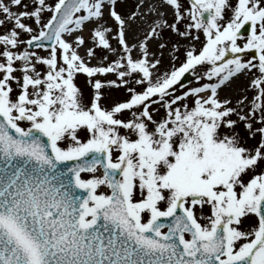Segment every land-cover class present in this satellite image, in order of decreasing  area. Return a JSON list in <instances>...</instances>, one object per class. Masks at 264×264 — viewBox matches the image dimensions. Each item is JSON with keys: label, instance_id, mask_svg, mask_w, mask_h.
Instances as JSON below:
<instances>
[{"label": "snow or ice", "instance_id": "1", "mask_svg": "<svg viewBox=\"0 0 264 264\" xmlns=\"http://www.w3.org/2000/svg\"><path fill=\"white\" fill-rule=\"evenodd\" d=\"M123 2L0 0V264H264V0Z\"/></svg>", "mask_w": 264, "mask_h": 264}, {"label": "rangeland", "instance_id": "2", "mask_svg": "<svg viewBox=\"0 0 264 264\" xmlns=\"http://www.w3.org/2000/svg\"><path fill=\"white\" fill-rule=\"evenodd\" d=\"M137 0H124L123 4L120 6V10L123 13H130V11L135 10L134 8V4H136ZM150 2V0H149ZM45 18H47L48 15H50V13L45 12ZM168 19L169 22H171V10L169 9V15H168ZM35 27V25H33ZM107 26H111V21H109V24ZM150 25H148L147 22L143 21L141 24H138V21H135V24L133 25L134 30L132 32H129L128 36H129V41L130 43H136V37L140 34H142L144 32V30L146 28H148ZM181 29H183L184 25L182 24ZM90 28V27H89ZM136 29H139V31L137 32ZM0 31H3V29H0ZM87 32V33H86ZM247 33H245L246 35ZM84 35L86 38L90 37V40L88 41L87 46L91 47L92 46V36L90 34V32L88 31V29H85ZM24 39H27V34L24 35ZM159 40V43H164L165 41L168 42V47H166L163 50V64L161 66V70H165L168 65L170 63H176L178 64L180 62V60L183 59L184 56V51H185V47H186V41L179 37L178 35H176L174 32H172L169 29H165L163 31V39L157 38ZM204 37L201 36V40H203ZM176 41H179V46L177 48V51L174 53L172 51V45L176 43ZM242 42V41H241ZM97 46L94 48V53L95 55L92 57L91 59V64L93 65H97V64H101V63H107V62H111V60L119 58V56L122 54L120 52H117L115 55L112 54L111 51H109V49L105 48L104 46H101L98 44V41L96 42ZM110 44L112 45L113 48L117 47L116 41L114 38L110 39ZM26 45H21L20 50H23L24 47ZM197 47H199V44H197ZM150 50L151 51H156L157 55H159V51H158V43L157 40H152L151 44H150ZM39 51V53L41 55H47V51L46 50H37ZM79 52L81 55H84L85 53V47H81L79 49ZM173 55H177L179 57V60L173 61L171 59V57ZM105 57H107V60L105 61ZM87 59V57H85ZM44 67L43 65H38V68H42ZM190 74V80L185 84L188 85L190 83L194 84L196 83L193 79L192 74L189 72ZM16 75H20L19 72L16 73ZM99 78L101 79H112L115 78L112 74H99ZM88 78L86 74H80L77 77V84L78 86L83 90L85 96H88L92 89L91 86L88 84ZM247 82L243 79V77H241V82L239 85L241 86H246ZM230 90H232V88H230ZM105 92L107 93V97L108 100L106 102H110L111 100H117V99H121L124 97L125 95V89L123 87L120 88H116V87H112V88H108L105 87ZM253 93L251 91L248 92V98L249 100L252 98ZM237 97V90H235V94H233L232 98L235 99ZM161 112H163V110L161 109ZM127 115V113H126ZM235 118V117H233ZM239 131L241 133V135L247 136V133L245 132L244 128H243V124H241L239 126ZM249 143H255V141L249 139Z\"/></svg>", "mask_w": 264, "mask_h": 264}, {"label": "bare ground", "instance_id": "3", "mask_svg": "<svg viewBox=\"0 0 264 264\" xmlns=\"http://www.w3.org/2000/svg\"><path fill=\"white\" fill-rule=\"evenodd\" d=\"M135 5V4H134ZM133 5V6H134ZM135 9V8H134ZM133 11H135V10H133ZM153 19H155V14L154 13H148L147 12V9H145V14L143 15V18L142 19H140V20H136V22L138 21V24H141L143 21H145V22H147L148 23V25H151L152 24V22H153ZM91 28L92 26L91 25H89L88 26V28ZM87 33V32H86ZM87 39V41H89L90 40V37H88V38H86ZM240 82H241V78L238 80V81H236V84H240ZM236 84H234L231 88H232V90H230V88H224L223 89V91L221 92V95L223 96V95H225V94H229V95H231V96H233V94H235V90H236ZM251 100V99H250Z\"/></svg>", "mask_w": 264, "mask_h": 264}, {"label": "water", "instance_id": "4", "mask_svg": "<svg viewBox=\"0 0 264 264\" xmlns=\"http://www.w3.org/2000/svg\"><path fill=\"white\" fill-rule=\"evenodd\" d=\"M248 25H246L242 31H246V28H247ZM31 48V46H29ZM190 77H189V73H186L185 76L182 78V82L185 84L189 81Z\"/></svg>", "mask_w": 264, "mask_h": 264}]
</instances>
